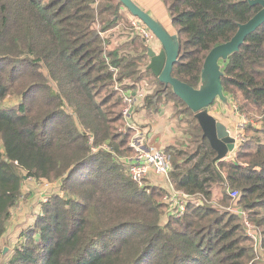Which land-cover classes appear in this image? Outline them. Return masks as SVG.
Returning <instances> with one entry per match:
<instances>
[{
  "label": "trees",
  "instance_id": "16d2710c",
  "mask_svg": "<svg viewBox=\"0 0 264 264\" xmlns=\"http://www.w3.org/2000/svg\"><path fill=\"white\" fill-rule=\"evenodd\" d=\"M97 1L0 0V240L27 179L60 182L7 261L0 248V264H264L255 261L242 217L207 203L217 188L222 203L236 190L264 247V23L221 62L224 93L245 118L230 158L214 162L195 112L152 73L158 88L143 107L173 101L190 136L164 148L169 181L207 199L169 214L168 191L139 186L128 174L134 131L110 70L119 68L121 83L136 91L151 73L149 45L138 34L115 44L110 31L125 6ZM162 1L179 43L173 76L195 88L208 53L261 9L249 0Z\"/></svg>",
  "mask_w": 264,
  "mask_h": 264
},
{
  "label": "water",
  "instance_id": "95a60500",
  "mask_svg": "<svg viewBox=\"0 0 264 264\" xmlns=\"http://www.w3.org/2000/svg\"><path fill=\"white\" fill-rule=\"evenodd\" d=\"M132 14L148 26L162 44L157 52L149 47L150 59L147 70L167 85L195 112V118L208 138L217 156L214 162L227 159L237 149V135H233L228 126L219 121L210 111L216 99L226 100L222 83L221 62L239 50L245 39L264 23V0H249L250 4L261 6V9L246 23L239 25L236 34L227 42L215 46L207 55L202 72L203 84L195 88L173 76L174 64L179 57L177 35H171L158 21L142 10L132 0H120ZM7 252V248L3 253Z\"/></svg>",
  "mask_w": 264,
  "mask_h": 264
},
{
  "label": "crops",
  "instance_id": "0c3cea01",
  "mask_svg": "<svg viewBox=\"0 0 264 264\" xmlns=\"http://www.w3.org/2000/svg\"><path fill=\"white\" fill-rule=\"evenodd\" d=\"M132 1H134L142 10L152 16L156 21H158L167 31L169 29L170 31L174 32L173 35H176V29L172 24L167 7L162 0ZM98 3L99 1H97V4ZM113 36V42L115 44L125 43L130 39L128 34L125 32H121L118 35L114 33ZM147 44L149 47H153V49L157 52L162 50V44L158 40H154L152 43L148 41ZM147 84V81L143 79V82L138 84L136 91H132L134 108L127 120V125L134 131L131 145L134 149H155L181 144V142L184 141L186 137L183 130L184 128L182 129V124H180L182 114H179L178 112L176 113V107L173 101L161 103L158 108H144L143 103L145 95L147 93L153 92L155 89L154 87H148ZM229 106V109H233L231 112L232 114L229 115L227 119H224L223 117L221 121L228 126L232 133H239L238 131L241 130H239L238 125L241 123V116L238 112H235V104L232 99L229 100ZM225 110L226 109L224 106H219L217 108V113L221 114L225 112ZM225 114L227 115V113ZM159 177L160 176L152 175L147 179V181L152 180L153 183L158 184L159 181H161ZM166 178L167 180H163L165 183L163 182L164 184L161 185V187L167 188V190L172 189L173 186L169 181V178ZM163 218H166L165 222L168 220V216H163ZM163 218L161 219L162 225L165 224V222L163 223Z\"/></svg>",
  "mask_w": 264,
  "mask_h": 264
},
{
  "label": "rangeland",
  "instance_id": "374dc122",
  "mask_svg": "<svg viewBox=\"0 0 264 264\" xmlns=\"http://www.w3.org/2000/svg\"><path fill=\"white\" fill-rule=\"evenodd\" d=\"M106 1H108V0H100L99 3L96 6L100 7V6L106 5ZM118 18H119L118 24L114 27V28H117V29H112L110 32H113L116 35H118L121 32H125V33L129 34V36H133V37L135 35H137L136 34V30H135V28H134V26L132 24V21L135 20L136 18H135V16L132 14V12L128 8L122 7V9L118 13ZM99 27H100V24H99ZM168 31H169V33L171 35L174 34L173 31H170L169 29H168ZM104 34L107 35L108 32L102 33V35H104ZM156 39H157V37L155 36V38L152 41H154V40L157 41L158 39L157 40ZM152 41H150V42L152 43ZM151 48H153V47H151ZM143 79L147 81V83H148L147 86L148 87L149 86H150V88H152V87L156 88L157 87L155 85V82H154L155 78H154V75L152 74V72L149 73L147 76H144ZM141 82H143V81H141ZM229 100H230V98L227 97V96H226V100L225 101L220 99V98H218L217 102L215 104H213L212 106H210V108H209V111L215 117L217 116L216 118L219 121H221L223 119V117H224V119H227L228 116L232 114L231 112L233 111V109L232 110L229 109L230 108ZM16 102H17V100H15V99L10 100V102L8 101L9 104H15ZM219 106H222V107L224 106L225 109H226L225 112H223L221 114L217 113V108ZM178 109L176 108V113H177V111H179ZM225 113H227V115ZM241 120H242V118H241ZM242 124L243 123L241 122L238 125L239 130H240V125L242 126ZM184 127H186L185 124L181 125L182 129ZM123 131H125V130L123 129ZM238 132H241V131H238ZM232 134L233 135H238V133H232ZM189 137L190 136L187 135L185 137V139L189 140L190 139ZM179 147H180V145H179ZM233 155H234V153H231L229 158L232 157ZM155 176H157V175H155ZM159 178L161 179L162 182L159 181L158 184L153 183L152 180H148L147 181V179H146L144 181L143 185L146 186V187H153V188H155L157 190L160 189V190L168 191V195H169V193L171 192V189L167 190V188L161 187V185H163L165 183L164 181H166L167 178L166 177H161V176ZM229 191L230 190H228V192ZM56 193H60V182L59 181H47V180L36 181L34 179H27L26 180V182L24 184V188H23L22 198L19 201L18 205L15 208H13L12 218L9 221L7 232L4 235V237L0 240V248L3 249V252L7 248V252L4 254V258H3L4 261H7V259L12 254L13 247L18 242L19 235H20L21 231L23 229L27 228V226H29L30 224L34 223L36 214L39 213V211L41 209V204L43 202H45L48 199V197H50V196H52V195H54ZM168 195H165V201H166V203L169 204V201L167 199ZM223 196H224L223 190L220 189V188H217L215 190L214 196L211 198L210 201H207V203L215 205V206H217V207H219L221 209H224L226 211H229L230 213L236 214L235 212L232 211L234 206H235V201L233 199H231L227 203H222L220 201V199H222ZM194 198L192 200H194L195 202H202V203L205 202L206 203V201H202V200H207L205 198L200 199V197H196L195 199ZM173 209L174 208H172L171 205H170V208L167 211L170 212V210H173ZM168 213H166V215H164V217L168 216ZM165 220H166V218H163V223L165 222ZM161 223H162V221H161ZM259 229H260L261 234H262V230H261L260 227H259ZM247 237L250 238V236H247ZM262 239H263V236H262ZM253 246H254V244H253ZM255 253H256L255 261L256 262L261 261V259H263V257H264V247H263L262 250H258Z\"/></svg>",
  "mask_w": 264,
  "mask_h": 264
},
{
  "label": "built area",
  "instance_id": "2783aa9c",
  "mask_svg": "<svg viewBox=\"0 0 264 264\" xmlns=\"http://www.w3.org/2000/svg\"><path fill=\"white\" fill-rule=\"evenodd\" d=\"M132 24L136 30V34L143 37L144 40L152 41L155 38V34L152 32V30L148 28V26L141 22L139 19L136 18L135 20H133ZM107 61H109L108 57ZM110 70L113 72L114 90L119 93L122 99V102L124 104L123 114L126 120H128L134 108V99L132 96V92L127 90L119 80V68L110 65ZM240 130H242L241 125ZM240 133L241 132H239L237 135V147L241 141ZM135 152L136 155L134 157L126 160L127 170L131 179L136 182L139 186H143L144 181L148 179L151 175L164 176L169 178V172L172 169V157L169 153L165 151L164 148H135ZM229 194L231 198L235 201V206L232 211L242 217L243 223L247 230V234L248 236H250L254 243L255 250H262L263 239L259 227L253 224L248 212L236 204L239 193L236 190H233L229 191ZM194 197L196 198L200 196L189 195L181 190H176L172 188L171 192L167 197L169 201V204H167L169 205V207L171 205V207L174 209L170 210L169 213H183L186 210V203L189 200H192Z\"/></svg>",
  "mask_w": 264,
  "mask_h": 264
}]
</instances>
